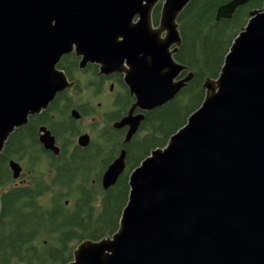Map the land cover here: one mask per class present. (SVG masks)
Here are the masks:
<instances>
[{"label": "water", "instance_id": "95a60500", "mask_svg": "<svg viewBox=\"0 0 264 264\" xmlns=\"http://www.w3.org/2000/svg\"><path fill=\"white\" fill-rule=\"evenodd\" d=\"M190 1L0 0V154L29 116L72 88L58 67L70 53L79 69L92 63L102 75L122 74L134 101L113 127H127V143L144 113L174 99L192 77L174 59L177 17ZM249 1L218 6L215 21ZM202 86L203 100L185 124L129 172L117 230L82 240L66 264H264V2L249 12L217 77ZM38 139L59 154L48 129ZM88 144L87 134L78 137V146ZM8 166L17 180L21 165ZM124 169L122 148L102 189Z\"/></svg>", "mask_w": 264, "mask_h": 264}, {"label": "trees", "instance_id": "16d2710c", "mask_svg": "<svg viewBox=\"0 0 264 264\" xmlns=\"http://www.w3.org/2000/svg\"><path fill=\"white\" fill-rule=\"evenodd\" d=\"M228 1L191 0L181 11L177 17L181 43L174 59L185 65L192 77L174 99L144 113L139 129L127 143H123L124 130L114 129L110 124L132 103L124 90L114 95L115 118L94 130L85 151L73 146V133L57 131L56 123L46 112L29 117L24 126L9 136L0 154V264H66L82 240L97 241L117 230L127 199L129 172L152 149L164 146L169 136L199 107L205 94L204 79L217 77L224 56L245 25L249 12L264 2L251 0L238 7L229 19L215 21L217 7ZM159 10L158 5L153 11L154 23ZM58 67L75 85L71 92L58 93L54 101L82 100L85 90L90 86L100 90L105 79L92 69L79 71L71 54L65 55ZM84 75L88 79L81 81ZM38 125L46 126L56 135L61 147L58 156L44 151L36 142ZM122 148L125 169L115 184L103 191L98 184L100 174ZM9 160L23 166L25 172L19 178H26L27 173L26 183L14 185Z\"/></svg>", "mask_w": 264, "mask_h": 264}, {"label": "flooded vegetation", "instance_id": "af4514ba", "mask_svg": "<svg viewBox=\"0 0 264 264\" xmlns=\"http://www.w3.org/2000/svg\"><path fill=\"white\" fill-rule=\"evenodd\" d=\"M160 4H161V2H159L156 5V7L158 5L160 7ZM152 15H153V12H152ZM154 24L155 23L153 22V25ZM70 54L74 56L73 53H70ZM64 56H62L60 58L59 62L62 60V58ZM74 58L76 59V66H77V69L79 71H87L88 69H92V70H95L96 71V74L98 76H102V77L105 78L104 81H103V85L100 87L101 88L100 90H95V88L93 86H90L88 88V90H91L94 93H100L104 89V87L106 85H108V90L110 92H113V91H116L117 92V91H121V90L123 91L124 90V91H126L128 93L127 87H126V85L123 82V76H122V74L112 73V74H108V75H102V74L99 73V66L96 65V64H92V63H87L84 68L79 69L78 68L79 58H76L75 56H74ZM69 81H71V80H69ZM74 85H75V83H74ZM74 85L72 86V88L67 89V90H64V91H62L60 93H63L65 91H70L71 92V90L73 89ZM80 87L83 88L82 85ZM129 97L132 99V103H133V101H134L133 100V97H131L130 95H129ZM132 103H131V105H132ZM51 104H55V105L53 106L52 109L49 110V107H50ZM131 105H130V107H131ZM130 107L118 119H114V120L111 121L110 124H111V127L112 128H114L113 127V124L115 122L120 121L124 116L127 115ZM73 110H75L78 113V115H79L78 118H75V117L72 116V111ZM44 112L47 113L46 114L47 117H49L51 120L54 121V123H56V125H57L56 126V130L57 131L67 130V132L73 133L74 134V137L71 140L72 143H73V146H76L80 150L85 151V150H87V146L80 147V146L77 145V139H78V137L80 135L87 134L89 136V144H90V142L92 141L93 136H94V130L95 129H100L104 125V122H106L110 118H113V117L115 118L116 112H117V100L115 98H112L110 100L105 101L104 102V105H102L100 102H97L96 104H93L92 101L87 100V99H82V100L74 99L73 101H69V102H65V101H54V99H53L48 104L47 108L45 110H42L37 115H41ZM136 113H138L137 110H135L133 112V114H136ZM57 123H59V124H57ZM41 127H45L46 129H48L50 131L51 135H53V137L55 139V145L59 148V150H61L60 144L57 143L56 135L51 131V129L47 128L44 125H38L35 128V132H36V142L38 143V145L44 151H47V150H45L42 147V145L40 144L39 139H38V137H39V129ZM114 129H116V128H114ZM120 129L124 130V133H126L127 127H123V128H120ZM47 152L52 153L50 151H47ZM59 153H60V151H59ZM58 155L59 154H57L55 156H58ZM115 158L116 157H114L106 166H104L103 171L100 174V177L98 179V184H99V186H100L101 189H102V187H101V177L103 175V172L106 170L107 166ZM9 161L7 162V164L9 163ZM92 182H95V181L92 180ZM24 183H26V179L19 178V179L15 180L14 185H16V184H24ZM103 191H106V190H103Z\"/></svg>", "mask_w": 264, "mask_h": 264}, {"label": "rangeland", "instance_id": "374dc122", "mask_svg": "<svg viewBox=\"0 0 264 264\" xmlns=\"http://www.w3.org/2000/svg\"><path fill=\"white\" fill-rule=\"evenodd\" d=\"M88 77L86 75H84L82 77V80L81 81H85L87 80ZM115 92L116 91H113V92H110L108 90V85H106L104 87V89L100 92V93H94L92 92L91 90H85L82 94H81V98L82 99H87V100H90L93 102V104H96L97 102H100L102 105H104V102L107 101V100H110L112 98H114V95H115ZM23 167V166H21ZM100 168H101V165L100 167L98 166L97 167V172L96 174H98V172L100 171ZM25 172L24 168H22V171H21V174L22 172ZM26 175L28 176V174L26 173ZM26 176V178H27ZM23 177V176H22ZM25 177H23L22 179H26Z\"/></svg>", "mask_w": 264, "mask_h": 264}, {"label": "bare ground", "instance_id": "6f19581e", "mask_svg": "<svg viewBox=\"0 0 264 264\" xmlns=\"http://www.w3.org/2000/svg\"><path fill=\"white\" fill-rule=\"evenodd\" d=\"M33 116H34V115H33ZM29 117H31V116H29ZM29 117H28V118H29ZM27 122H28V121H27Z\"/></svg>", "mask_w": 264, "mask_h": 264}]
</instances>
